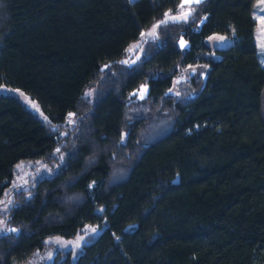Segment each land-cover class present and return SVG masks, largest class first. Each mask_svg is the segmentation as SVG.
Returning a JSON list of instances; mask_svg holds the SVG:
<instances>
[{
	"label": "trees",
	"instance_id": "obj_1",
	"mask_svg": "<svg viewBox=\"0 0 264 264\" xmlns=\"http://www.w3.org/2000/svg\"><path fill=\"white\" fill-rule=\"evenodd\" d=\"M258 1L193 3L128 67L119 61L130 44L183 0H0V86L50 117L0 94V203L20 164L65 154L29 198L17 196L0 264H26L48 238L87 226L105 227L76 261L55 264H264ZM216 34L233 39L218 59L207 44ZM70 114L77 126L62 145Z\"/></svg>",
	"mask_w": 264,
	"mask_h": 264
},
{
	"label": "rangeland",
	"instance_id": "obj_2",
	"mask_svg": "<svg viewBox=\"0 0 264 264\" xmlns=\"http://www.w3.org/2000/svg\"><path fill=\"white\" fill-rule=\"evenodd\" d=\"M187 8L188 6L185 5V9ZM181 11L182 10L178 9L177 12H167V17L166 15H164L161 19L155 22V24L143 31L141 36L136 41L131 43L127 48V55L119 61V64L128 67L136 64L142 58L141 50L143 46L150 41L156 40L158 37L159 28L163 25L174 23L171 21V19H169V17L173 15H179ZM192 14L193 8L187 20L192 17ZM254 18L258 24L255 33L256 43L258 46L260 61L264 67V0H259L257 2L254 10ZM166 19L168 20L166 24L161 23ZM183 21L184 20L181 19L179 22ZM156 24L160 25L159 28H156L153 36H149L148 34L152 32V29ZM221 37L223 39H220ZM182 40L185 43L184 46H181L180 41V48H189V43L184 39ZM232 43L233 39L224 35L216 34L207 39V44L211 47L212 50L210 54L214 57V59L220 58V55L216 52V50H224L232 45ZM196 69V66L185 68L180 77L174 81L173 86L169 90V93L177 94V84L183 80L188 79L196 71ZM146 89L148 90L147 87ZM95 90L96 89L94 87L86 89L84 91L85 98L92 100L95 97ZM0 94L17 98L43 123H50V117L42 110L39 102L21 89L9 86H0ZM138 98L141 99L140 96H138ZM77 121L78 119L74 114L68 115L64 126L60 127L57 130L60 137L63 138L62 145L67 141L65 140V138L71 133L72 130L76 128ZM53 127L56 128V126ZM58 149L59 151L56 150L53 155V159L26 161L16 168L14 179L12 180L8 191L6 192L5 197L0 203V221H3V223L0 224V235L9 233L7 229L10 228L8 225L10 210L15 205L17 196L25 194L26 198H29L31 195V192L29 190L35 184L37 179L52 174L56 170V167L64 162V149L62 147H59ZM104 227L105 226H103L102 228H100L99 226H87L83 230L82 234L71 240H66L57 236L50 237L46 240V246L44 250L37 252L26 264H55L59 263L67 256H69L70 262H74L76 261L77 256L79 255L83 247L90 241L94 240L101 233ZM15 232H17V230Z\"/></svg>",
	"mask_w": 264,
	"mask_h": 264
},
{
	"label": "snow or ice",
	"instance_id": "obj_3",
	"mask_svg": "<svg viewBox=\"0 0 264 264\" xmlns=\"http://www.w3.org/2000/svg\"><path fill=\"white\" fill-rule=\"evenodd\" d=\"M200 2H201V0H183V3H180L179 4V9L182 10L180 12V14L179 15H173V16L169 17V19H171V21L174 22V23L175 22H179L181 19H183L184 21H187L188 16L191 14V11H192L191 5L193 3L199 4ZM185 5L188 6L187 9H185ZM165 15H166V17L168 16L167 13ZM167 22H168V20L166 19V20L162 21L161 23H165L166 24ZM159 26H160L159 24H156L153 27L152 32L149 33L148 35L149 36H153L154 33H155V31H156V28H159ZM220 39H223V38L221 37ZM180 43H181V46H184V43L185 42L183 40H181ZM146 91H147L146 87L145 86H142V90L139 92V96H140L141 99L143 98L144 93ZM133 95H137V93H133ZM70 115H73V114H70ZM57 151H59V149H57ZM2 223H3V221H0V224H2ZM7 231H9V232H15L16 229H14V228H8Z\"/></svg>",
	"mask_w": 264,
	"mask_h": 264
}]
</instances>
